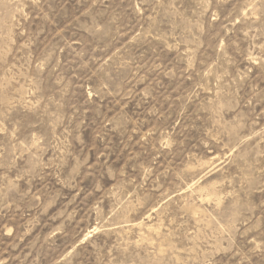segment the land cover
I'll use <instances>...</instances> for the list:
<instances>
[{"label":"rangeland","instance_id":"374dc122","mask_svg":"<svg viewBox=\"0 0 264 264\" xmlns=\"http://www.w3.org/2000/svg\"><path fill=\"white\" fill-rule=\"evenodd\" d=\"M0 264H264V0H0Z\"/></svg>","mask_w":264,"mask_h":264}]
</instances>
